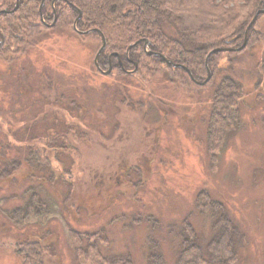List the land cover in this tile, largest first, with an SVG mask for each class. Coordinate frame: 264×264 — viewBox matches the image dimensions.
I'll return each mask as SVG.
<instances>
[{
  "label": "rangeland",
  "instance_id": "1",
  "mask_svg": "<svg viewBox=\"0 0 264 264\" xmlns=\"http://www.w3.org/2000/svg\"><path fill=\"white\" fill-rule=\"evenodd\" d=\"M3 3L14 6L17 0ZM53 20L41 22L48 26ZM258 28L264 32V14ZM74 30L60 26L31 38L20 64L25 71L6 64V56L18 50H2L0 264H24L16 248L29 241L40 243L44 264H99L91 245L117 264H154L157 254L166 264H178L187 225L205 252L220 231L212 215L201 211L206 202L199 199L207 194L236 225V264H264V35L244 51H223L219 68L209 67L210 81L197 85L145 48L142 60L129 52L138 62L133 74L122 72L116 56V69L102 74L95 65L102 38ZM113 53L125 57L111 51L106 62ZM100 56L99 67L109 70ZM7 66L23 74H5ZM224 77L244 84L240 122L213 148L212 96ZM20 82L57 84V100L45 92L30 101L29 114H41L37 123L25 118V146L18 145L20 124L7 102L11 84ZM33 194L46 203L47 220L17 224L13 211L29 209Z\"/></svg>",
  "mask_w": 264,
  "mask_h": 264
},
{
  "label": "trees",
  "instance_id": "2",
  "mask_svg": "<svg viewBox=\"0 0 264 264\" xmlns=\"http://www.w3.org/2000/svg\"><path fill=\"white\" fill-rule=\"evenodd\" d=\"M6 1L11 2V0ZM39 3L41 4L42 0H20V7L14 14L2 16L5 20H3L4 24L1 23L0 29L4 31L8 46L22 47L23 50L32 46L31 38L39 37L50 29L72 26L74 30V20L81 13L82 17L77 21L78 29L84 31L97 29L105 36L106 49L99 59L101 65L103 59L105 61L107 58L108 52L114 51L125 55L128 46L139 40L141 41L131 49L130 53L136 52L137 57L142 60L143 56L139 55V52L143 51L144 41L149 40L150 51L159 53L174 63L184 65L197 81L206 77L208 54L218 48L240 47L249 23L260 9H264V0H45L42 7L44 19L46 21L54 19H52L54 8L57 14L56 24L48 27L41 22ZM48 6H50L49 10H52L51 13L47 12ZM256 23L249 30L246 49L256 42L254 34ZM99 31L85 35L101 37ZM222 52H214L210 56L209 67L219 68L218 62ZM231 53L234 52H230L229 55ZM151 57L164 64L161 56ZM166 67L172 70L170 65ZM174 72L173 77L179 79L178 72L175 70ZM188 77L187 80L191 81ZM243 94L244 84L233 77H224L217 86L212 96L214 110L209 121L211 147L221 146L225 132L238 126L239 105L243 100ZM207 196L208 194L199 199L200 204L206 202L200 206L201 211L212 215L216 220L215 227L220 231L209 241L205 252L196 233L187 225L188 234L182 235L183 244L178 264H236L237 262L236 225L224 205L207 199ZM47 209L46 203L37 194H33L30 208L27 210L22 207L17 208L12 216L17 224H24L31 218L43 222L47 220L49 214ZM75 234L82 236L76 232ZM84 236L92 239L96 235ZM81 241L82 237L78 239L79 243ZM23 245L25 247H17L16 250L24 264H44L43 248L39 242L29 241ZM91 248L95 254L93 258L95 262L98 260L99 264H117L118 261L114 259L109 262L108 259L103 258L97 245H91ZM81 253L86 257L87 252L84 249H81ZM205 255H208V258ZM154 264H166L161 254L155 256Z\"/></svg>",
  "mask_w": 264,
  "mask_h": 264
},
{
  "label": "flooded vegetation",
  "instance_id": "3",
  "mask_svg": "<svg viewBox=\"0 0 264 264\" xmlns=\"http://www.w3.org/2000/svg\"><path fill=\"white\" fill-rule=\"evenodd\" d=\"M9 6H10V8H9ZM19 7H20V1H19V4L17 5V3H16L14 5V7H12L9 4H4V3L2 5H0V12L6 10V12L0 14V20L2 19V16L5 15V14H12V13L14 14V12L16 10H18ZM54 11L55 10L53 9V12ZM54 14H55V12H54ZM56 16H57V14H56ZM254 34H255V38H257L258 41H259L262 38V36L264 35V32L258 28V29H255L254 30ZM6 40H7V38L4 35L3 29H0V56H1L0 59H2V55H3V51L2 50L4 48L7 51H9L11 49V51L14 54H15V52H17L16 50H18V53H17L16 56L15 55H13V56H10L9 55V56H6V58L5 57H3V58H5V60L7 61L6 64H9L10 65V64H14V63L16 64L17 63L18 64L17 70L20 69L22 71L23 70L25 71V68L22 65H20L21 64L22 57H23V54H24V50L15 49L14 47L8 46L6 44ZM248 42H249V40H248ZM247 45H248V43H247ZM144 47L145 46H144V43H143V48ZM246 47H245V49H246ZM113 56H116V58L118 60V64L121 67V70H122L123 73H125V74H133L134 73L133 70H132L133 69V65H134V63H137V65H138V62H135L132 58H130V53L127 55V52L125 53V57L124 58L120 54L113 53V54H111L108 57L107 62L106 61H103L104 64H106V63L108 64V69L110 67H112L111 72L116 69V67H115V65L113 63V58H114ZM163 57L161 55V58L164 61V63L167 64V65H170V64L167 63V61ZM175 64H177V63H175ZM179 65H181V64H179ZM130 66H132L131 69L130 68H127V67H130ZM170 66H172L173 68H178V66H174V65H170ZM182 66L183 67H179V68L181 70H184V72L188 73L187 70H186L187 68L184 65H182ZM14 67L13 66H10V67L7 66L5 68L6 73H5V71L3 73H5V74H15V75L23 74V72H20V71L15 72L16 69ZM101 70L103 71L104 69H101ZM101 70H99V71L103 74V72L105 70H107V69H105L103 72ZM188 76H189V74H188ZM189 77H190V79L195 84L199 85V83H197L198 82L197 80H195L191 76H189ZM261 79H263V82H264V73H263V76L261 77ZM55 85H57V84H54L53 82L45 83L44 86H35V85H30V84H27L26 85L23 82L22 83L20 82V83H16V84H13V83L11 84V86H12V89H11L12 92L10 93V95H9L10 97H9V99H8L7 102L12 107V110H11L12 113L15 114V115H17V117H18V123L20 124V127H18V128L21 129V130H19V129L18 130H19V135L21 137L18 140L19 141L18 142V145L25 146V143H26V141H25V133H26L25 131L26 130L24 131V129L21 128V127H23V125L25 123V118L26 117L27 118L29 117L30 121H32V118H30V117L33 116L34 117L33 121L35 123H37V120H38V117L39 116H37L36 114H38V113L41 114L40 111L35 113L36 116L35 115H32L31 116L29 114V112L33 108V106L31 104H29V103H31L30 101H33V102L39 101L38 99L36 100L35 98H37L39 96L42 97L45 94V92H50L51 95L54 94V99L57 100V93H56L57 92V87ZM9 92H10V89H9ZM260 94H261V96L262 95L264 96V94H262V93H260ZM45 114H46V112H45ZM45 114L43 115L44 117L47 116V115L45 116ZM9 115H11V114H9ZM58 126H59L58 123H53L52 124V130H56ZM50 143L52 144V140L50 141ZM2 147L3 146L1 145L0 148L2 149ZM19 148L20 149L21 148L23 149L25 147H19ZM56 148L57 147H53V150H57ZM25 149H23V150H25ZM19 162H21V161H19Z\"/></svg>",
  "mask_w": 264,
  "mask_h": 264
},
{
  "label": "water",
  "instance_id": "4",
  "mask_svg": "<svg viewBox=\"0 0 264 264\" xmlns=\"http://www.w3.org/2000/svg\"><path fill=\"white\" fill-rule=\"evenodd\" d=\"M19 1L20 0H17V5L19 4ZM45 4V0H42V3H41V7H40V9L42 10V7H43V5ZM53 4H54V2H53ZM4 12H6V10H4V11H1L0 12V14L1 13H4ZM55 12V11H54ZM264 14V9H260L257 13H256V15L253 17V19L251 20V22L249 23V25H248V27H247V29H246V32H245V37H244V41H243V44L240 46V47H238V48H218V49H214V50H212L209 54H208V56L206 57V67H207V78L204 80V81H202V82H197V83H199V85H205V84H207L209 81H210V79H211V70H210V68H209V66H208V60H209V58H210V56L214 53V52H220V51H225V52H232V51H242V50H244L245 49V47L247 46V43H248V40H249V35H248V33H249V30L251 29V27L255 24V22L257 21V19H258V17L260 16V15H263ZM80 17H81V13L79 14V16H78V18L75 20V22H74V29H75V31L76 32H78V33H80V34H86V33H92V32H94L95 30L94 29H92V30H89V31H86V32H83V31H79L78 30V28H77V21H78V19H80ZM42 19V22H43V16L41 17ZM56 21H57V17H56V14L54 15V20H53V22L51 23V24H49L48 26H54L55 24H56ZM101 38H102V46L99 48V50H98V52H97V54H96V57H95V65L97 66V68L99 69V70H101V68L99 67V64H98V58H99V56L101 55V53L105 50V48H106V39H105V36L103 35V33H101ZM141 40H139V41H137V42H134V43H132V44H130L129 46H128V48H127V55L129 54V52H130V50L137 44V43H139ZM148 45H149V40H145L144 41V48H145V51H146V53L147 54H149V55H158V56H161L159 53H154V52H152V51H150V50H147V47H148ZM163 57V56H162ZM166 61H167V63L168 64H170V65H174V66H178V67H183L182 65H179V64H175L173 61H171V60H169V59H167L165 56L163 57ZM137 66V65H136ZM185 68V67H184ZM111 69H112V67H110L109 68V70H107L106 72L104 71H102L103 73H105V74H109L110 72H111ZM187 70V72H188V74H189V76H191L192 77V73H191V71L189 70V69H186ZM193 78V77H192Z\"/></svg>",
  "mask_w": 264,
  "mask_h": 264
}]
</instances>
